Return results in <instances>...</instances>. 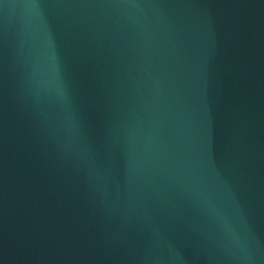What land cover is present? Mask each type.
Masks as SVG:
<instances>
[{"label":"water","instance_id":"95a60500","mask_svg":"<svg viewBox=\"0 0 264 264\" xmlns=\"http://www.w3.org/2000/svg\"><path fill=\"white\" fill-rule=\"evenodd\" d=\"M0 264H264V0H0Z\"/></svg>","mask_w":264,"mask_h":264}]
</instances>
